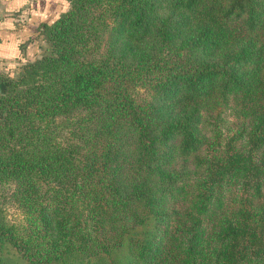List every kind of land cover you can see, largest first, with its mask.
Masks as SVG:
<instances>
[{"label":"trees","instance_id":"obj_1","mask_svg":"<svg viewBox=\"0 0 264 264\" xmlns=\"http://www.w3.org/2000/svg\"><path fill=\"white\" fill-rule=\"evenodd\" d=\"M66 1L0 71V264H264V0Z\"/></svg>","mask_w":264,"mask_h":264},{"label":"crops","instance_id":"obj_2","mask_svg":"<svg viewBox=\"0 0 264 264\" xmlns=\"http://www.w3.org/2000/svg\"><path fill=\"white\" fill-rule=\"evenodd\" d=\"M66 9V0H0V71L12 72L37 58L40 25Z\"/></svg>","mask_w":264,"mask_h":264},{"label":"rangeland","instance_id":"obj_3","mask_svg":"<svg viewBox=\"0 0 264 264\" xmlns=\"http://www.w3.org/2000/svg\"><path fill=\"white\" fill-rule=\"evenodd\" d=\"M39 36V35H38ZM39 38L41 39V37L39 36ZM42 40V39H41ZM41 47H40V49L37 51V55H38V57H40L44 52H45V50H46V44H45V42L42 40V43H41ZM37 57V58H38ZM21 66V65H20ZM20 66H18L15 70H14V72L20 67ZM8 73V72H7ZM4 205H5V207H6V213H7V215H8V217H9V219H18V212L15 210V208H14V206L11 204V203H9V202H6V203H4Z\"/></svg>","mask_w":264,"mask_h":264}]
</instances>
